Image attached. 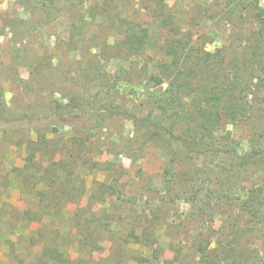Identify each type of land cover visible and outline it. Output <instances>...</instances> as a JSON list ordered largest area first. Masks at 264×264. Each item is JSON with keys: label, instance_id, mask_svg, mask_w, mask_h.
Segmentation results:
<instances>
[{"label": "rangeland", "instance_id": "rangeland-1", "mask_svg": "<svg viewBox=\"0 0 264 264\" xmlns=\"http://www.w3.org/2000/svg\"><path fill=\"white\" fill-rule=\"evenodd\" d=\"M252 1L0 0V116L81 113L0 128V264H211L200 247L212 264H264V172L215 154L173 162L155 140L161 127L199 134L195 99L230 87L237 104L218 108L209 145L264 148ZM127 31L140 33L135 47ZM237 47L253 59L239 76ZM203 51L214 67L195 65ZM116 107L161 126L148 133Z\"/></svg>", "mask_w": 264, "mask_h": 264}, {"label": "trees", "instance_id": "trees-1", "mask_svg": "<svg viewBox=\"0 0 264 264\" xmlns=\"http://www.w3.org/2000/svg\"><path fill=\"white\" fill-rule=\"evenodd\" d=\"M259 1L260 0L252 1L251 10L257 9L258 11L254 12V18L257 19V21L264 23V9L260 8ZM253 4L255 5L253 6ZM236 8L237 6L234 7V10ZM213 16L214 15L212 14L211 17ZM139 34L140 33L136 31L135 32L127 31L125 43L130 47L131 46L135 47L138 41L142 39L141 35L139 36ZM257 48L258 47H255L254 54H256ZM234 52L236 53L231 58V66L236 70L237 76L241 74L243 75L244 73L247 72V67L252 66L253 59L251 57H246V55H244L245 51H243V49L241 48L238 47L235 48ZM213 57H215V55L210 51L199 52V54L195 56V61H197L196 62L197 64L195 65H199V66L209 65L214 67L215 61L213 60ZM261 61H264V59ZM253 70H255L259 74V77L261 79L260 81L264 87V68L259 66L258 63L257 66H253ZM164 82L165 79L159 76L158 74L152 75L149 80V83L153 84L154 87L161 86ZM236 82L240 83V81H236ZM237 98L238 96H234V89L230 87H225V91L223 93V97L221 100H219L220 97L218 99H204L199 94L195 99V102L197 104L196 105L198 111L197 114L198 116L200 115L203 118L201 125H198V128L201 129V132L199 134L195 132L192 137H186L183 134L182 135L177 134L172 129H169L167 127H161L159 128L160 129L159 136L157 137V139H155L156 144L159 147L167 150V152L172 156L173 162L178 160L180 155H187L196 158L200 156H208L209 154H215V156H218L223 160H231L232 162L238 164L239 166H243V167L254 166L258 170L264 172V148L255 149L250 153L245 152L239 154L235 150L233 151L232 149L216 147V145H209L208 143L207 140L208 137H210L213 134L215 127H218L220 124L221 115L218 108L222 105L229 107L230 106L229 104H234L237 101ZM109 110H111V108ZM113 114L114 115L127 114L128 116H131L134 119V121H136L137 123H140L145 119V121L148 124L147 127L148 133H152L153 131L155 132V130H152V125L161 126L156 120L151 119L148 116L142 120L141 117L138 116L136 112L131 113L130 111L119 109V107H116L114 109ZM56 115L57 116H50L47 118L43 117L40 119H35L30 117L23 120L16 118L5 120L3 117L0 116V128L8 129L11 127L20 128L26 126H40V125L64 126L68 124L69 122L68 120L70 117L81 116L80 107L79 109L76 110L74 108H68V110H66L64 105H60L58 107ZM199 250L202 256V261L212 264L213 261L216 260V257H213L209 254L207 247H200ZM238 259L240 260V264H250L249 262H251L250 259L241 261L240 258L235 259V262H239Z\"/></svg>", "mask_w": 264, "mask_h": 264}, {"label": "clouds", "instance_id": "clouds-1", "mask_svg": "<svg viewBox=\"0 0 264 264\" xmlns=\"http://www.w3.org/2000/svg\"><path fill=\"white\" fill-rule=\"evenodd\" d=\"M3 7H6L7 5L6 4H4V5H2Z\"/></svg>", "mask_w": 264, "mask_h": 264}]
</instances>
